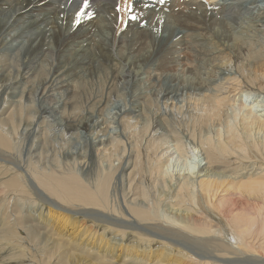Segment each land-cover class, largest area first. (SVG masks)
<instances>
[{"label": "bare ground", "instance_id": "6f19581e", "mask_svg": "<svg viewBox=\"0 0 264 264\" xmlns=\"http://www.w3.org/2000/svg\"><path fill=\"white\" fill-rule=\"evenodd\" d=\"M81 7L82 0H0V111L12 105L0 118V152L14 150L21 134L41 143L39 133L45 130L39 119L46 114L57 117L62 136L81 142L70 155L73 167H87L89 158L119 156L127 151L123 139L151 132L142 153L136 151L143 179L134 188L130 180L122 220L151 222L158 206H151L150 198L165 194L177 205L167 221L186 234L214 238L219 253L196 257L138 232H129L135 245L120 243L113 253L115 243L105 235H124V230L61 215L64 209L52 202L46 218L30 214L21 227L23 220L3 217L9 225L3 237L7 247L26 250L28 264H35L33 255L22 241L29 247L37 241L35 252L57 250L63 260L80 250L96 253L101 261L108 256L125 262L134 254L141 264H226L244 256L264 264V0H135L138 19L130 22L126 0H90L77 21ZM179 63L186 65L178 73L172 67ZM150 89L155 96L149 105L143 95ZM95 90L103 94L96 97ZM180 92L185 98L175 101ZM160 111L182 119V113L190 115L191 150L200 148L205 160L196 174L173 176L174 159L185 156L188 165L191 152L177 135L170 137L173 129L161 121ZM157 131L167 135L153 137ZM174 137L177 156L171 157L163 144ZM135 164L126 177L138 174ZM26 168L0 165L1 195L25 187L42 197L37 183L62 201L108 206L109 176L89 187L71 171ZM3 248L0 264H26L22 252L13 260L5 258ZM169 249L175 259L165 260ZM151 250L155 257L144 259Z\"/></svg>", "mask_w": 264, "mask_h": 264}, {"label": "rangeland", "instance_id": "374dc122", "mask_svg": "<svg viewBox=\"0 0 264 264\" xmlns=\"http://www.w3.org/2000/svg\"><path fill=\"white\" fill-rule=\"evenodd\" d=\"M191 56H192V59L194 61L195 60L198 61L199 56L197 54L191 53ZM185 65H186L185 63H179V65L172 67V70L175 69V71H177L179 73L182 69H185ZM164 73H165V71H163L161 73V75ZM150 91H151V89L149 90V92H147L145 95H143L144 99L148 98L149 105L152 103L151 100H154L153 96H155ZM94 92L96 93L95 96L96 95L101 96L103 94L102 92H100V94H99V91H97V90H95ZM180 93L182 95H179L177 97V99H175V101H177V100L179 101L180 98H185V92H184V94L182 92H180ZM7 95H8L7 96L8 101H11L13 99V97L9 94H7ZM150 95H152V96L150 97ZM57 96L58 95H56V97ZM98 96H96V97H98ZM3 99L4 98H2V100ZM159 101H162V100H159ZM11 102H13V101H11ZM10 104H8V103L5 104V107H3V110L0 111V118L7 116V113H9L11 106H12ZM160 108H161V110H163L162 105H160ZM57 110H59V109H57ZM163 112L164 111H160L161 115L159 116V118H161V121H164V122L166 119L167 126L172 127L173 130L170 131V133H172V135L170 137L177 135L176 137H179V140L182 143V145L184 146V149L186 151L190 150V152H191V155H190L191 156V159H190L191 163L186 165V164H184L185 159H186L185 156L176 157L177 155L175 153H174L175 155L173 154V152H174L173 149L175 148V146L177 144V143H175L176 137L167 138L168 141L163 144V147L165 149L170 150V153L173 154L171 157H173V156L176 157L174 159L172 165L170 166V170L172 171L173 176L175 175L174 177L179 178V177H182L186 173L187 174L191 173L193 175L196 174V172L199 169L198 167L203 165V162L205 160H204L203 152L200 151V148L196 147L197 150L194 152L191 150L195 147L194 146L195 144H194L193 140L189 139L190 133L189 134L187 133V129L190 128V124L188 122L190 120V117H189L190 115H185L186 113L184 112V113H182L184 115V117L182 119V118H179V115H181V114L177 115L175 112H173V113L169 112V114L165 113V112L163 113ZM51 116L46 114L43 117L44 119L42 117H41L42 118L41 120L39 119V121H41L42 129L45 131L47 130L46 132L41 131V133H39V136L42 135V138H41L42 144L39 143L37 145L38 139L35 136L30 137L26 134H21V131H20L19 133L21 135L19 136L20 138H18L19 140L15 138V140L13 141V143L16 142V144H14L15 149L10 150L7 153L0 152V165H2V166L6 165V166H9L13 169H19L20 167H23V168L29 167L30 168V167H34V165L35 166L38 165V166L45 168L47 170L55 171L58 174H60L61 172L65 173L66 171L67 172L71 171L72 173H75L89 187H94L95 183H97V180L99 178L102 179L103 176L104 177L109 176L110 180H109L108 190H107L108 206L105 209L104 208H98V207H94L95 208L94 209L93 207L82 205V204H80V202L71 201V203H70L69 201H62L59 198H56L55 196L51 195L46 189H44L42 186H40L37 183H36V185H37L40 193H42V197L40 195H38L37 193L36 194L32 193L30 190H28L25 187L23 188V190L17 191L15 193L9 192L8 195H6V196L3 195V193H2V195L0 194V221L3 220V222H5L4 228H2L1 222H0V231H1L0 232V248L2 249V247H4L3 250H1V251L3 252V255H5V258H12L14 260V257H16L17 255L19 256V253L22 252L21 250H17L16 247L15 248L12 247V249L10 250V247L9 248L7 247V245H9V244L6 242V240H3V237H6L5 236L6 233L4 232V230L7 227H9V225L7 226V220H5V219L6 218L11 219L12 218V219L18 220V222H19V220H23V221L25 220L26 221V222L24 221L25 223H23V221L22 222L20 221V227H21L22 225L24 226V224H26V223L28 224L27 220L30 217L29 216L30 214H38V215H41L42 218H46L48 215V209H49V205H48L49 203H47V202H50V203L52 202L54 205L60 206V208H63L64 210L59 211L60 213H62L61 215H64V216L69 215V216L73 217L74 219L86 221V223L88 225H90V223L94 222L95 225H97V226L98 225L100 226L101 224H106V225L111 226V227L113 226V228L124 230L126 232L124 235H120L121 233L113 234V232H109V234L106 233V235H105V237L107 239H109L111 242L115 243L112 246V252L113 253L118 252L116 249L118 247L117 245L120 243H123V244L129 243V244L135 245L136 239L131 237L129 235V232L141 233L144 238H147L149 236L150 238H155V239L157 238V240L161 239V241L167 242L168 245H170L172 247L175 246V247H179L183 250H187L189 253H192L196 257L199 256L200 258H205L208 255H213V254L219 253L216 251L218 249V248H216V247H218L217 246L218 241H216L214 238H212V240H210L209 237H203L201 235L198 237V235L191 234V233L186 234L185 231H181L180 228L176 227L175 225H173L167 221L166 218L170 216L171 208H173L174 206L177 207V205H175L173 203L172 199H169L168 196H165V194L164 195H158V197H153V195L151 196V198H150L151 206H152V204H155V203L158 206L154 211L152 210V212L154 213V215L156 217H154L151 220V222H143V223L134 222L133 223V222H128V221L122 220L123 217H125V215H123V212L125 213V200L127 197L126 194L129 193V192L127 193V191L129 190L128 186H129L130 180L134 179L130 183V187L134 188L135 187L134 183L137 182L136 180L139 181V180L143 179L142 178V176H143L142 165L140 164L142 161L140 160V162H137L138 163L137 164L135 159L137 158V154L139 152L142 153V151L144 150V147L147 144H149L148 140L150 139L151 132H148L147 134L143 135L141 138H138L137 136H135L136 138H134V135L127 136L126 139H123L124 147H125V149H127V151L125 153H121V155H119V156L115 155V156H112L111 158L102 156V157L97 158V159L96 158H92V159L89 158L90 162L87 165V167H85V168H82L80 166L73 167V165L68 163V162H72V156H70V155L72 154V151H79L80 150V149H78L80 147L78 144L80 143V145H81V142H78L76 139H72V138L67 139L66 136H62L61 131L59 129L60 126L58 125V120L56 119L57 117H55L54 115H51ZM231 116H233L232 113H231ZM54 118H55V120H54ZM169 123L171 125H169ZM114 126H116V125H114ZM199 128L204 130V132H206V129H207L206 126L202 125ZM118 129L119 128L116 127L114 129H112V132H115ZM48 131H50V132H48ZM81 131H83V130L81 129ZM161 133H162L161 131H157V133H155L153 135V137H164L167 135V133H165L163 135ZM210 133H211L212 137H214V138L216 137L215 135H213V133H215V129L212 130ZM43 134H46V136L44 138H43V136H44ZM35 135H38V134H35ZM65 137H66V139H65ZM132 144H134L135 149H133ZM76 147H77V149H76ZM36 148H38V149H36ZM130 149H132V152H131V156L129 157V155H127V153ZM67 153H70V154L67 155ZM40 154L42 156H40ZM46 154H47V156H46ZM76 157H77V161L84 159V158H79L78 156H76ZM39 159H40V162L38 161ZM44 159H45V161H44ZM109 161L111 163L110 166L108 163ZM128 161H130L129 167H127L126 169H122V165ZM37 162H39V163H37ZM40 163L42 164V166ZM134 164H135V170H136V172H138V174H136L134 178H133V176L132 177L129 176V178L126 177V176H128L129 169H131ZM189 165H190V167H189ZM195 169H196V171H194ZM156 191H159L158 187L156 188ZM34 192H36L35 188H34ZM47 197L50 199H48ZM44 199H48V200L45 201ZM42 214L45 216H43ZM17 218H21V219H17ZM158 218H160V219H158ZM93 225L94 224H92V226ZM2 229H3V231H2ZM190 240H192V241H190ZM142 242H144V241H142ZM30 244L31 245L36 244V248L39 246L37 241L30 242ZM28 245H29V243L26 244L25 241H22L21 247L26 246L28 252H29V248H31L30 253H31V255H33L32 260L34 261L35 264H126V262H127V264H141L142 263L141 261L137 262L134 254L132 256H129L128 260L125 262L115 261L117 259L116 257H114L115 254L112 255V257H114V259L109 260L108 259L109 257L106 256L107 258H105L104 261H101L95 255L96 253L91 254L87 251H80V250H75V252H73V253L76 255H73L70 258L63 260L64 258L60 257V256H62V253L57 251V250H56L55 254L49 255L47 252H43V250H41V252H35L32 249L35 247V245H32V246L30 245V247ZM154 250H155V248H154ZM24 252H22V254H23L24 263H26L27 262L26 259L29 257L30 254L28 253L29 255H27L26 250ZM167 252H168V255L165 256V258H166L165 260H169L172 258L175 259V254H173V252L170 249ZM108 254H109V252H108ZM148 254H149V257H145L144 259L150 260V259H153L156 255V254H153L152 250L150 252H145V255H148ZM53 256H54V259H53ZM161 259H164V258H161ZM224 263H226V264H263L261 262H257L256 260H252L250 258L246 259V257L244 258V256H242V257H231L230 259H228L227 262H224ZM26 264H28V263H26Z\"/></svg>", "mask_w": 264, "mask_h": 264}, {"label": "snow or ice", "instance_id": "6c2138e0", "mask_svg": "<svg viewBox=\"0 0 264 264\" xmlns=\"http://www.w3.org/2000/svg\"><path fill=\"white\" fill-rule=\"evenodd\" d=\"M158 2L160 4H164L165 3V0H158ZM126 4H127L128 11L130 13V15H129V22L130 21L137 20L138 17L135 14H133L134 13V7H135V0H126ZM89 5H90V0H82V7H81L80 11H78L76 13L77 21L79 19V16L84 12V9L86 7H88ZM142 7L145 8V9H147L148 8V4L147 3H143L142 4ZM92 15H94V14H92Z\"/></svg>", "mask_w": 264, "mask_h": 264}]
</instances>
